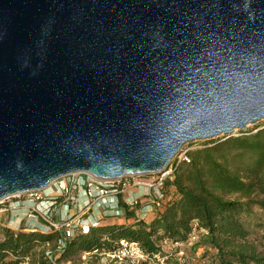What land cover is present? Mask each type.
<instances>
[{"label": "water", "instance_id": "1", "mask_svg": "<svg viewBox=\"0 0 264 264\" xmlns=\"http://www.w3.org/2000/svg\"><path fill=\"white\" fill-rule=\"evenodd\" d=\"M262 122L264 0H0V203Z\"/></svg>", "mask_w": 264, "mask_h": 264}, {"label": "trees", "instance_id": "2", "mask_svg": "<svg viewBox=\"0 0 264 264\" xmlns=\"http://www.w3.org/2000/svg\"><path fill=\"white\" fill-rule=\"evenodd\" d=\"M186 158L174 164L150 216L141 218L140 201L120 202L123 223L99 224L64 241L54 262L46 246L54 249L60 233L16 231L0 218V264H78L84 253L92 254L87 264H99L123 240L140 245L139 264H161L158 257L164 264H264V123L199 145ZM194 231L197 241L188 248Z\"/></svg>", "mask_w": 264, "mask_h": 264}, {"label": "built area", "instance_id": "3", "mask_svg": "<svg viewBox=\"0 0 264 264\" xmlns=\"http://www.w3.org/2000/svg\"><path fill=\"white\" fill-rule=\"evenodd\" d=\"M183 152L179 158L180 163L187 160ZM173 166L163 174L149 176H128L118 180H99L89 175L77 174L58 180L45 191L25 194L24 201L8 203L0 210L4 213L24 210L27 220L38 223L41 227L32 225L29 230L45 234L58 232L62 240L52 249L46 246V256L54 262L56 254L62 252L64 241L71 240L78 235H87L92 227L98 223L93 220L92 212L95 207H103L107 212L120 217L125 211L120 208V202L128 205L137 204L141 197L149 198L150 206H156L164 199L165 182L173 173ZM22 196L16 199H21ZM15 199V198H14ZM5 200L0 204L9 202ZM113 201L115 202L113 204ZM120 209L122 211H120ZM109 213V215L111 214ZM197 241L196 231L190 235L188 246ZM184 247V244H176ZM96 253V252H95ZM92 254L84 253L82 259L86 260ZM109 263L139 264L145 261V254L137 242L121 241L114 253L102 254ZM158 263L164 264L165 258H157Z\"/></svg>", "mask_w": 264, "mask_h": 264}, {"label": "rangeland", "instance_id": "4", "mask_svg": "<svg viewBox=\"0 0 264 264\" xmlns=\"http://www.w3.org/2000/svg\"><path fill=\"white\" fill-rule=\"evenodd\" d=\"M264 122H262L261 124H263ZM254 128H256V127H252V128H250L249 130H253ZM248 130V131H249ZM238 133H240V132H238ZM238 133H236L235 135H238ZM221 139H223V138H221ZM221 139H219V140H221ZM217 141V140H216ZM207 142H209V141H207ZM213 142V141H212ZM204 143H206V142H200V143H196V144H194V145H192V146H189V147H187V148H185V150H184V152H186V151H190V150H192L193 148H195V147H197V146H199V145H202V144H204ZM179 158H180V156L176 159V161H179ZM176 163V162H175ZM174 163V164H175ZM174 164L172 165V166H174ZM171 166V167H172ZM170 167V168H171ZM169 168V169H170ZM168 169V170H169ZM171 194H172V192L171 191H169ZM26 196H22V198L21 199H11L9 202H7V203H4V204H0V210H2V209H4L5 207H7L8 206V203H10V202H15V201H18V200H20V201H24L26 198H25ZM141 206H142V214L143 215H146V213L148 212L149 213V211L150 212H152V210L154 209V207H151L150 209L148 208L149 206H150V200H149V198H145V197H141ZM150 214V213H149ZM20 216H22L24 219V222L23 223H29L30 224V221L29 220H27V218H26V214L25 213H23V211L22 210H19V211H14V212H9V213H4V212H1L0 211V218L4 221V223H8V227H10L11 229H13V230H15L16 228H17V224H15V220H16V218H20ZM143 218V217H142ZM144 218H146V216L144 217ZM143 218V219H144ZM27 220V221H26ZM17 222V221H16ZM22 227H27V225L25 226L24 224H22L21 226H19L18 227V229H20V228H22ZM16 231H18L17 229H16ZM191 247V245L190 246H188V248H190ZM203 253V251L202 250H200L199 251V253H198V257L199 256H201V254ZM88 260H89V258H87L86 260H84V259H82L81 260V262L80 263H78V264H87V262H88ZM99 264H109V261H108V259L107 258H105V257H101V260H100V263Z\"/></svg>", "mask_w": 264, "mask_h": 264}, {"label": "crops", "instance_id": "5", "mask_svg": "<svg viewBox=\"0 0 264 264\" xmlns=\"http://www.w3.org/2000/svg\"><path fill=\"white\" fill-rule=\"evenodd\" d=\"M115 202L113 201V204H114ZM125 203V202H124ZM107 209H105V208H103V207H101V206H99V207H95L94 209H93V212H92V218H93V220H95L97 223H98V225L99 224H113V223H123V217L125 216V214H123L122 216H120V217H116L115 216V214L114 215H112L113 213H111L110 211L109 212H107L106 211ZM120 211H122L121 209H120ZM23 213H25L26 214V212L23 210ZM109 213H111L110 215H109ZM150 213V214H149ZM149 213L147 212L146 213V215H143L142 213H141V218L143 217H147V216H150L151 215V212L149 211ZM24 218L22 217V216H20V218L18 217V218H16V220H15V224H17V230H19L18 229V227L19 226H21L22 224H24L25 226L27 225V227H25V228H30L32 225H36V226H38V227H41L38 223H33V222H31L30 221V224L27 222H25V223H23L24 222V220H23ZM17 221V222H16ZM27 221V220H26ZM7 225H8V223H6ZM15 229V230H16Z\"/></svg>", "mask_w": 264, "mask_h": 264}, {"label": "bare ground", "instance_id": "6", "mask_svg": "<svg viewBox=\"0 0 264 264\" xmlns=\"http://www.w3.org/2000/svg\"><path fill=\"white\" fill-rule=\"evenodd\" d=\"M50 187H51V186H50ZM50 187H49V188H50Z\"/></svg>", "mask_w": 264, "mask_h": 264}]
</instances>
